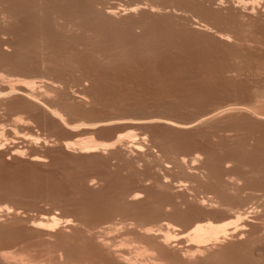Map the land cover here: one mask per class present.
Returning a JSON list of instances; mask_svg holds the SVG:
<instances>
[{
  "label": "rangeland",
  "instance_id": "obj_1",
  "mask_svg": "<svg viewBox=\"0 0 264 264\" xmlns=\"http://www.w3.org/2000/svg\"><path fill=\"white\" fill-rule=\"evenodd\" d=\"M16 1H22V2L21 3L13 2L11 8L13 6L12 9L14 10L15 8H17L18 5L19 6L18 9H15L14 11L16 12L18 10L19 12L18 11L17 12L21 14L20 15L15 14L13 15L14 17L13 16L9 17L8 20L11 18V20L13 19V21L11 22V20H9L10 23L7 21L10 25L8 23L7 25L4 24L3 28H2L3 24L2 25L0 24L1 25L0 27L2 28V29L0 28V30L8 29V31L10 30L13 31L14 29L15 31L16 29H18V31H20L21 28L24 27L20 32L16 30L18 33L17 32L16 34L14 33L15 36L11 35L14 41L23 40L24 42L20 41L21 46H19V49L16 45H13L7 47V49L10 48L11 50L10 49L4 50V48L2 50L1 47V51L3 54L2 56L4 58H7V60L11 56V55L9 56V54L11 53L16 54V57L14 56V54H12L13 58L10 57L11 61L13 60L15 61L13 64L14 66H16V63L19 65V62L17 61L22 62L21 58H23V63H25L26 65H23L22 68L25 67L24 69H22L20 65L19 66L17 65L16 67L19 68V70L18 69L12 70V67L14 69V66L12 65L13 62L9 63L10 65H12L9 66L8 62H6L7 60L5 59L2 62H5L3 64L5 65L7 64V65L5 66L1 64L0 72L4 74L6 73L9 76L11 75L12 77L20 76L24 78L26 76L27 80L35 81L34 85L35 83H37L34 86L36 90L38 89L37 87L40 88L42 85L43 86L40 88V91L35 90L36 94L35 93L33 94V98L31 95H29V97H31L32 99L28 98L27 96L26 99L24 95H23L24 98H20V96L22 95L18 93L19 94L18 96L17 92L14 91L9 92V90L7 91L6 90L7 88L4 87L3 83H1L2 81H0V83L2 84V85L0 84V98L3 96L2 95L3 91L6 90L4 92V95L5 93H8V95L3 96L5 98L0 99V106H1L0 107V139H1L0 140V153H1L0 154V206H1L0 210L2 209L0 211V218L4 217L0 219V221L2 220L0 222V242H1L0 247L2 248L0 249V252L1 250L4 253L5 251H7V256L8 254L12 255V253H14V256L12 255V257L16 256V258H18L19 260L20 258L24 260L25 257H23L24 259L20 257L23 256L20 255V253L22 252L18 253L17 250L19 246H20L19 248L20 250L21 247H23L22 244H24V243L21 244L20 240L23 237L25 238V235H27L25 233L27 232V225H29L28 222L31 219H34L35 216L38 217L43 213L45 214V213L53 212L56 216L59 215L58 217H62L63 219L66 217L74 218V216L76 215L74 222L76 221L77 218L80 219L79 217L81 216V218L82 217L85 218L89 223H93V221H95V224H97L96 222L100 221L101 219H102L101 222L103 221V219L104 222L107 219L109 220L112 219L114 221L116 219H117L116 221H121V220L125 221L126 218L128 221L131 219V216L141 215L142 213H144L145 210H148L149 207L152 206V205L150 206V204L160 200L161 201L164 200L167 201L168 203L171 202L174 204H177L179 202L177 205L180 204L179 208L184 209V211L182 212L183 214L176 212L175 216H184L188 212L190 213L191 209L185 208L184 207L185 204L184 205L182 204L183 202L189 204L194 200V198L199 199L200 197L201 198L212 197L214 200H219V196H220L221 198L226 200L228 199V201L231 202L233 200L232 198H234V195L231 193L230 196L233 197L231 198L229 197L228 193L230 189L229 190L227 189L229 183L227 182L228 183L227 185L225 183L226 182L225 179L227 178L228 181L229 177L227 176L229 175L230 176L233 175L232 177L235 179L238 177V179L240 180L239 182L237 181L238 183H240V185L238 183L236 185V188L238 189L237 191L238 193L234 192L237 197L234 198L233 201H236L238 199L239 201H241L243 199V201L241 202L247 204L249 203L248 201H250V204L252 203L251 202L252 200H250L251 198L252 199L255 198L256 201H258V198L264 192V151H263L264 150V119H261L264 118L263 116L264 114V19H262L264 17V10H263L264 0H253V1L246 0V3L244 2L245 0H242V2L244 3H241V0H238V2L237 0H233L232 2H234V4H237L235 6H233L232 3H230L231 0L230 1L223 0V2L225 1V4L221 3L222 5L221 4L218 5L216 3L211 2V4L214 7L211 4H209L207 9L205 7L200 8L201 5L199 6V4H196V6L198 5L197 6L198 9L196 8V6L193 7V4L195 5L196 2H193L192 4L191 2L192 0L190 2L188 0H167V1L165 0L166 2L164 0L161 1L160 0H101L99 2L98 0H66V1L65 0L62 1L61 0H34V1L27 0L28 2L26 0H16ZM50 1L51 2L53 1L52 3L54 5L51 4ZM90 1L93 3H91ZM24 2L27 4L31 2L33 4L29 3L27 7V4H25ZM67 2L68 4H66ZM167 3L170 6L174 5V7L172 8H177V9L173 10L171 8L172 9L171 10L170 7L165 8L164 6H168ZM2 4H8V3L1 2L0 5ZM100 4H102V6H100ZM111 4L114 7H116L115 10L117 11L115 14H113V16H110V18H112L113 20L108 18L109 16L108 17L106 16L107 14L105 13V11L101 12V10L106 9L105 6L107 5L110 6ZM175 4L176 5L179 4L178 5L179 7L176 6ZM215 4L217 7L215 6ZM70 5L72 8L70 7ZM96 5L97 6L99 5L98 6L99 8L97 7L95 8ZM134 5L136 7L137 6L139 7V5L142 6H140L139 9H137L138 7L135 8L133 12L130 9L128 10L129 7L131 8V6ZM8 6L9 5L7 6L5 5L4 7L3 5L0 8L1 9L2 8L4 9L6 7L10 8ZM49 6L51 7L49 8ZM64 6L66 7V9ZM232 6L235 9H232ZM7 8L5 10H7ZM244 8L250 12L249 16L250 14L252 15L248 18L247 20L248 22L246 23H243V21H241L240 19L241 18L240 14H245L246 12H248V11H244L245 10ZM61 9L62 12L60 13ZM153 9H156L158 12L156 10H154L153 12ZM51 10H53L55 13L56 11H58L61 14L60 16L62 18L65 17L70 18L74 16L77 17L79 14L80 16L84 15L85 18L81 16L82 18L80 19L83 20H80L79 18H78L79 20L77 19L78 21L76 22L78 23L79 21L81 22L79 24L75 23V25L77 24L80 28L75 25H74L75 27L73 26L72 30L71 28H67L69 29V34H68V30L65 29L66 27H61L65 29L64 32L63 29L55 27L52 21L48 20V18L49 19L53 18V15H55L53 14L54 12ZM261 10L263 11L261 12L262 15L260 16L258 12ZM69 11H70L69 14L66 13ZM253 11L255 12V14ZM24 12H26V14ZM232 12L235 14H233ZM39 14L41 15V18ZM28 15L30 17L33 16L31 17V20L29 19L30 17ZM36 15L39 17H36ZM62 15H64V17ZM69 15L71 16L69 17ZM43 17L47 18L48 20L47 23L42 22ZM26 18L29 19L30 21L27 20ZM238 18L240 20H238ZM84 19H87V21ZM97 22L98 24H96ZM41 23L45 24V26L41 25ZM53 26L55 27V29ZM37 27L39 28L37 29ZM9 28L11 29L9 30ZM169 28L172 30V32ZM86 29L88 31L85 32L84 30ZM54 30H56V33ZM74 30L75 32H73ZM213 31L216 32L214 33ZM142 32L145 35L142 34ZM169 32H171V34ZM218 32L229 34V37L225 36L226 41L225 40L223 41L222 39L218 38L217 35ZM80 33L82 34L80 35ZM2 35L5 37L8 36L7 34H2ZM57 36L61 38L59 39ZM77 36H79V38ZM33 37L36 41H34ZM41 37L43 38V41H40L42 40ZM139 37H141L143 40ZM37 38L39 39V42ZM49 38H52V40ZM109 38H111L110 39L111 41L109 40ZM168 38L171 39L168 40ZM227 38H230L232 41ZM235 38L241 39V40L239 39L240 41L237 40L239 43L235 41L236 40ZM27 40H30L31 42ZM245 41L246 43H244ZM49 42L50 43L52 42L54 44L52 43L50 44ZM83 42L86 43L87 45H85ZM175 42L178 43L175 44ZM37 43L39 48L37 47ZM234 43L235 45H233ZM24 44L25 45L28 44V45L25 46ZM39 44H41L42 46ZM43 44L45 45V47H43ZM94 46L97 48H95ZM15 49H18V51ZM111 50L114 52H112ZM236 50L238 52L241 50L242 51L238 53ZM46 52H48L47 53L48 55H46ZM61 52L63 53V56H61L62 54ZM18 54H19V58L17 57ZM20 54H21V58H20ZM57 55H59L60 57H58ZM43 57H45L46 59ZM36 60H38V62ZM45 62L47 63V65ZM27 63L30 65H28ZM7 67L9 68L11 67L10 68L11 70ZM40 67H42L43 69H41ZM6 68L8 70H5ZM26 68H28V70ZM38 69H40L41 71H39ZM36 70L38 73L36 72ZM13 71L15 73H13ZM16 71H18V73ZM232 72H234L235 75L232 74ZM47 76L48 79L46 78ZM45 79L46 81H49L51 84L49 82L46 83ZM42 81L45 83H43ZM190 88L193 89L191 90ZM170 92H172V94ZM13 93H15L14 96L16 97L13 96ZM77 94L79 95V97ZM177 94L179 97L177 96ZM30 100L32 101L30 102ZM216 106L217 107L231 106V109L222 112L223 116L221 114L220 115L218 114L212 117L213 120L212 118L211 119L208 118L209 120L207 119L203 121V123L202 121H199V123L196 122L199 120L198 118H200L205 113L213 110L214 108H216ZM234 106L236 109L237 108L239 109L237 110L232 109L234 108ZM252 106L255 109L253 108L252 110ZM38 107L41 109H39ZM50 107L52 110L50 109ZM53 112L55 114H53ZM258 115H260L259 116L260 118L258 117ZM51 116L54 117L52 118ZM17 117L18 118L20 117L21 119H18ZM104 118L110 120L106 121ZM166 118L171 119L172 123L177 122L176 124L178 123L184 124L186 122L188 124H191L194 121L195 122L192 124L193 126L189 125L190 127H188L189 128L188 130L187 127L181 128L174 126V128H171L173 127L171 125L168 126L167 124L164 123L159 124V122H154V120H159V119L163 120ZM17 119L19 121L20 120L22 121L20 122L18 121L16 123ZM116 119L121 121V123H119V121H117ZM140 120H145V121L142 122ZM97 121L98 122L101 121L102 123L101 122L97 123ZM139 121L140 123H138ZM152 121L155 124L153 123L150 124ZM126 122H131V123L129 126H127V128H125L126 126L122 127L123 126L122 124ZM133 122L134 124L138 123L137 125L139 126L134 125ZM24 123H28V124L27 125L25 124L24 126ZM69 125L71 126V128ZM92 125L95 129L92 127ZM95 125L97 128L95 127ZM69 128L73 133L69 131ZM91 128L94 129V131ZM127 132L128 134L130 132L131 135L133 134L131 138L133 141H135V143L137 142V144L141 145L140 146L141 150L139 149L137 151L136 149H133L134 145H131V142L129 143V140L132 141L131 138L127 137L128 138L127 139L124 136H122L123 139H121V141L117 143V145L115 144L116 147L113 144L112 146H110L111 148L108 146L104 148L98 147L96 151L85 152V153L84 152L81 153L77 151V149H75L76 147H72L75 146L74 145L75 141L77 142L81 140L84 141L91 138L94 141L96 140L97 142L102 141L101 143L110 144L112 143L111 141H113L115 138L117 140V137L119 135L120 136L124 135ZM142 133H146L147 136L145 137L147 138L142 139L141 136L143 137L145 135V134L142 135ZM82 134H84V136ZM88 134L89 136H86ZM128 134H126V136ZM135 134L137 137H139L142 140L146 139L145 141L147 143H142L141 142L142 140L140 141L139 138L138 140ZM211 134L212 135L216 134V135L212 137ZM31 136L34 137V140L33 138L31 139ZM36 137H38L37 141H35ZM134 138H136L137 140L136 139L134 140ZM64 140L65 142L67 140L69 142H73V145L70 147L71 149L69 148V150H72V148L74 150L72 151L68 150L67 152V150L64 148L65 147ZM125 144L126 145L128 144L129 146L128 145L126 146ZM34 146H36L37 148L36 147L34 148ZM14 147L17 148L18 151H20L21 155L19 154L18 156L14 154L13 152ZM124 151H126V154ZM138 152L140 155L138 154ZM254 152L256 153V155ZM34 154L35 156L38 154L39 156L38 158L42 159L40 161L41 163L32 160L33 158L31 157H34ZM126 155H128L129 157ZM197 155L200 156L201 159L199 157L197 158L196 157ZM182 160L183 162L179 163ZM185 163L187 164L185 165ZM206 163H210V164H206ZM224 167L226 168L224 169ZM256 169H258V171H255ZM216 176L219 177L216 178ZM216 179L218 181H216ZM222 179H224V182L222 181ZM166 180H168L169 182ZM177 180L183 181L184 185L180 186L182 188V189L180 188L181 190L179 189L177 191H173L174 189H172V187L170 186H172L174 183L177 184L178 182ZM91 181L93 183H91ZM162 181L165 182L162 184ZM151 184H153L154 186ZM221 184L222 185L225 184L227 187L225 185L222 186ZM157 185L161 186L163 190ZM217 185H218V189L216 188ZM142 188L145 189L148 188L149 191L150 190L151 192L153 191L152 193H154V195L151 194L152 197L150 195L149 197L146 198L145 197L146 193L143 194L141 193L142 195L139 198V200L137 199L134 202L135 204L134 203L130 204V201H128V198H126L128 193L130 194V192L133 191L138 192L144 190ZM220 189L223 190L221 191ZM224 189L227 190L224 191ZM182 190H187V191L182 192ZM220 191L223 194L224 193L226 194L223 195ZM189 192L192 193L190 194ZM158 193H160V195ZM166 193H168L167 196ZM255 195L258 197H256ZM143 196L144 198H142ZM5 205L9 209L8 211L6 210L7 212L3 211L7 209L5 208ZM11 207H13V209ZM258 210L259 212L264 211V207L261 206L258 208ZM131 211L132 213H130ZM1 212H3V214ZM4 212H6L5 214L7 216H5ZM221 212H222L221 210L219 211V209L218 210L215 209L212 210L209 214L213 217H220V214H222ZM16 213L18 214V216H16L17 215ZM22 214L25 216H23ZM217 214L219 215L217 216ZM262 214L264 213L262 212ZM101 222L98 223L101 224ZM106 222L108 223L109 221L107 220ZM29 232L30 233L28 235L31 234V230ZM17 235L22 238L21 239L20 237L18 238ZM23 240L21 241L23 242ZM10 250L11 253H9ZM14 250L15 251L17 250V252H14ZM25 250L24 252L26 254ZM29 253L30 252L28 251L27 255L24 254V256H31L30 258L32 261V259L35 258V256L40 255L41 252L38 251L36 253L35 251L33 254V251H31L33 255ZM32 256L34 257L32 258ZM9 257L11 256L9 255ZM36 261L38 260L34 261L33 259L32 263L35 264Z\"/></svg>",
  "mask_w": 264,
  "mask_h": 264
},
{
  "label": "bare ground",
  "instance_id": "obj_2",
  "mask_svg": "<svg viewBox=\"0 0 264 264\" xmlns=\"http://www.w3.org/2000/svg\"><path fill=\"white\" fill-rule=\"evenodd\" d=\"M1 2H6V3H8V4H2V5H0V7H2L3 5H4V7H5V5L7 6V5H9L8 7H10V8H7V10H5L6 8H0V24L2 25V28H3V26H4V24H6L7 25V23L9 22L10 23V21L9 20H11V18L8 20V18L9 17H11V16H13V15H15V14H18V15H20L21 13H18L17 11V13L14 11L15 9H18V5H17V8H15L14 10L12 9L13 8V6H12V8H11V5H12V3L14 2V3H18V2H22V1H16V0H0ZM27 1V0H26ZM31 1H34V0H31ZM62 1V0H61ZM66 1V0H65ZM99 1H101V0H98V2ZM161 1V0H160ZM159 1V2H160ZM165 1V0H164ZM167 1V0H166ZM165 1V2H166ZM189 2L191 1V0H188ZM226 1V0H225ZM225 1L223 2V0H192L191 2H192V4H193V2H196L195 3V5L193 4V7L194 6H196V4H199V6H200V8H202V7H205L206 9L208 8V6H209V4H211V2H213V3H216V4H218V5H220L221 3H224L225 4ZM230 1V0H229ZM233 0H231V2L230 3H232V5L233 6H235V5H237V4H234V2H232ZM253 1V0H252ZM0 2V3H1ZM28 2V1H27ZM40 2V1H39ZM51 2V1H50ZM53 2V1H52ZM51 2V4H53ZM57 2V1H56ZM77 2V1H76ZM91 2V1H90ZM98 2H97V4H98ZM152 2V1H151ZM158 2V3H159ZM168 2H170V1H168ZM228 2V1H227ZM226 2V3H227ZM237 2H238V0H237ZM240 2V1H239ZM245 3H246V0L244 1ZM244 2H242V0H241V3H244ZM250 2V1H249ZM25 3V2H24ZM29 3H31V2H29ZM28 3V4H29ZM55 3V2H54ZM86 3V2H85ZM91 3H93V2H91ZM102 3V2H101ZM105 3V2H104ZM112 3V2H111ZM248 3V2H247ZM253 3V2H252ZM251 3V4H252ZM25 4H27V3H25ZM28 4H27V7H28ZM31 4H33V3H31ZM60 4V3H59ZM63 4V3H62ZM66 4H68V2L66 3ZM65 4V5H66ZM90 4V3H89ZM107 4V3H106ZM135 4V3H134ZM141 4V3H140ZM150 4V3H149ZM148 4V5H149ZM168 4V3H167ZM173 4V3H172ZM177 4V3H176ZM175 4V5H176ZM183 4V3H182ZM187 4H189V3H187ZM186 4V5H187ZM191 4V3H190ZM191 4V5H192ZM216 4H215V6H216ZM240 4V3H239ZM254 4V3H253ZM262 4V3H261ZM14 5V4H13ZM22 5V4H21ZM20 5V6H21ZM54 5V4H53ZM52 5V6H53ZM77 5H78V3H77ZM82 5V4H81ZM91 5V4H90ZM105 5V4H104ZM130 5H131V3H130ZM129 5V6H130ZM138 5V4H137ZM156 5V4H155ZM163 5V4H162ZM165 5V4H164ZM179 5V4H178ZM178 5H176V6H178ZM212 5V4H211ZM222 5V4H221ZM229 5V4H228ZM257 5V4H256ZM16 6V5H15ZM24 6V5H23ZM26 6V5H25ZM31 6V5H30ZM57 6H60V5H57ZM84 6V5H83ZM87 6H88V4H87ZM99 6V5H98ZM97 5L95 6V8L97 7V8H99ZM100 6H102V4H100ZM108 6V5H107ZM105 6L106 7V9L105 10H101V12L103 11H105V13L107 14L106 16L108 17V18H110V16H113V14H115L117 11L115 10V8L116 7H114L112 4L110 5V6ZM117 6V5H116ZM140 6H142V5H139V7L137 8L135 5L134 6H131V8L129 7L128 8V10L130 9V10H132V12H133V10L135 9V8H137V9H139L140 8ZM151 6V5H150ZM161 6V5H160ZM175 6V7H176ZM198 6V5H197ZM197 6H196V8H197ZM213 6V5H212ZM224 6V5H223ZM233 6H232V9H235V8H233ZM241 6V5H240ZM239 6V7H240ZM51 6H49V8H50ZM54 7V6H53ZM65 7V6H64ZM70 7H71V5H70ZM152 7V6H151ZM155 7V6H154ZM159 7V6H158ZM163 7V6H162ZM165 8L167 7H170V9L172 8V7H174V5L172 6H170L169 4H168V6H164ZM179 7V6H178ZM181 7V6H180ZM188 7H190V6H188ZM214 7V6H213ZM217 7V6H216ZM243 7V6H242ZM21 8V7H20ZM19 8V9H20ZM55 8V7H54ZM61 8H63V7H61ZM72 8V7H71ZM90 8V7H89ZM92 8H93V6H92ZM101 8V7H100ZM125 8V7H124ZM184 8V7H183ZM204 8V9H205ZM231 8V7H230ZM263 8H264V6H263ZM262 8V9H263ZM12 9V10H11ZM22 9V8H21ZM30 9H31V7H30ZM65 9H66V7H65ZM79 9V8H78ZM85 9V8H84ZM158 9V8H157ZM173 10L174 9H177V8H172ZM171 9V10H172ZM187 9V8H186ZM193 9V8H192ZM198 9V8H197ZM203 9V10H204ZM245 9V8H244ZM259 9V8H258ZM27 10V9H26ZM73 10V9H72ZM77 10V9H76ZM119 10H120V8H119ZM118 10V11H119ZM152 10V9H151ZM154 10H156V9H153V12H154ZM160 10V9H159ZM164 10V9H163ZM170 10V11H171ZM184 10V9H183ZM182 10V11H183ZM194 10V9H193ZM192 10V11H193ZM208 10H210V9H208ZM226 10V9H225ZM230 10V9H229ZM264 10V9H263ZM263 10H261V11H259L258 13H259V15L261 16L262 15V11ZM25 11V10H24ZM36 11V10H35ZM34 11V12H35ZM51 11H53V10H51ZM56 11V10H55ZM58 11H59V8H58ZM58 11H56V13L54 12L53 14H55V15H53V18H48V20L50 21H52V23H53V25L55 26V27H58V28H61V27H66L65 29H67V28H71V30H72V28H73V26L75 25V23H78V22H76V21H78L80 18H82L81 16H83V18H85V16L84 15H81L80 16V14L76 17V16H74V17H70L71 15H69V17L70 18H62L60 15V13L62 12V9L60 10V13L58 12ZM74 11H75V9H74ZM85 11V10H84ZM157 11V10H156ZM161 11V10H160ZM166 11V10H165ZM240 11V10H239ZM241 11H243V10H241ZM244 11H248V10H244ZM37 12V11H36ZM78 12H80V11H78ZM121 12V11H120ZM125 12H128V11H125ZM135 12V11H134ZM158 12V11H157ZM168 12V11H167ZM178 12V11H177ZM176 12V13H177ZM211 12V11H210ZM254 12V11H253ZM252 12V13H253ZM25 14H26V12H24ZM24 13H23V15H24ZM41 13V12H40ZM66 13H70V11L69 12H66ZM73 13V12H72ZM74 13H76V12H74ZM180 13V12H179ZM181 13H183V12H181ZM186 13H187V11H186ZM208 13V12H207ZM233 13V12H232ZM249 11L248 12H246L245 14H240V19H241V21H243V23H246V22H248L247 20H248V18L250 17V16H252L251 14H250V16H249ZM83 14V13H82ZM88 14H90V13H88ZM127 14V13H126ZM168 14V13H167ZM218 14V13H217ZM233 14H235V13H233ZM233 14H231V15H233ZM254 14H255V12H254ZM35 15V14H34ZM40 15V14H39ZM74 15V14H73ZM76 15V14H75ZM93 15H94V13H93ZM101 15V14H100ZM104 15V14H103ZM153 15H155V14H153ZM181 15H183V14H181ZM186 15V14H185ZM207 15V14H206ZM29 16V15H28ZM43 16V15H42ZM63 17H64V15H62ZM92 16V15H91ZM90 16V17H91ZM95 16H97V15H95ZM94 16V17H95ZM102 16V15H101ZM166 16V15H165ZM170 16V15H169ZM190 16V15H189ZM14 17V16H13ZM24 17V16H23ZM30 17V16H29ZM31 17H33V16H31ZM31 17L29 18L30 20H31ZM36 17H39V16H37L36 15ZM87 17V16H86ZM90 17H89V19H90ZM93 17V18H94ZM99 17V16H98ZM105 17V16H104ZM157 17V16H156ZM185 17V16H184ZM211 17V16H210ZM225 17V16H224ZM234 17H235V15H234ZM245 17H247V18H245ZM263 17V16H262ZM19 18V17H18ZM17 18V19H18ZM35 18V17H34ZM40 18H41V15H40ZM79 18V19H78ZM93 18H91V19H93ZM97 18V17H96ZM103 18V17H102ZM155 18V17H154ZM252 18V17H251ZM15 19H16V17H15ZM14 19V20H15ZM21 19V18H20ZM19 19V20H20ZM27 19V18H26ZM29 19H27V20H29ZM33 19V18H32ZM78 19V20H77ZM99 19H101V18H99ZM104 19V18H103ZM111 20H113L112 18H110ZM115 19V18H114ZM234 19V18H233ZM232 19V20H233ZM239 18H238V20H240ZM262 19H264V17L262 18ZM29 20V21H30ZM48 20H47V18L45 17H43V21L42 22H44V23H47L48 22ZM80 20H83V19H80ZM84 20H86L87 21V19H84ZM154 20H156V19H154ZM159 20V19H158ZM255 20V19H254ZM8 21V22H7ZM13 21V19L11 20V22ZM91 21V20H90ZM201 21V20H200ZM216 21V20H215ZM221 21V20H220ZM237 21V20H236ZM259 21V20H258ZM24 22V21H23ZM26 22V21H25ZM36 22V21H35ZM40 22V21H39ZM81 21H79V23H80ZM102 22H103V20H102ZM152 22V21H151ZM231 22V21H230ZM240 22V21H239ZM8 23V24H9ZM15 23H16V21H15ZM19 23V22H18ZM34 23V22H33ZM78 23V24H79ZM91 23V22H90ZM101 23V22H100ZM105 23H107V22H105ZM168 23V22H167ZM186 23V22H185ZM195 23H196V21H195ZM194 23V24H195ZM199 23V22H198ZM197 23V24H198ZM225 23V22H224ZM25 24V23H24ZM31 24V23H30ZM36 24V23H35ZM86 24V23H85ZM89 24V23H88ZM96 24H98V22L96 23ZM164 24V23H163ZM204 24V23H203ZM238 24V23H237ZM242 24V23H241ZM259 24H260V22H259ZM0 25V26H1ZM10 25V24H9ZM11 25H13V24H11ZM41 25H44L45 26V24H42L41 23ZM51 25V24H50ZM50 25H48V26H50ZM82 25H83V22H82ZM100 25V24H99ZM106 25V24H105ZM139 25V24H138ZM196 25V24H195ZM200 25H202V24H200ZM250 25V24H249ZM256 25H258V24H256ZM53 26V27H54ZM75 26H78L77 24L75 25ZM74 26V27H75ZM86 26V25H85ZM96 26V25H95ZM153 26V25H152ZM174 26V25H173ZM206 26V25H205ZM248 26V25H247ZM15 27V26H14ZM31 27V26H30ZM43 27V26H42ZM55 27H54V29H55ZM79 27V26H78ZM84 27V26H83ZM91 27V26H90ZM90 27H89V29H90ZM94 27V26H93ZM108 27V26H107ZM196 27V26H195ZM201 27V26H200ZM207 27V26H206ZM231 27V26H230ZM1 28V27H0ZM1 28V29H2ZM6 28V27H5ZM12 28V27H11ZM11 28H9V30L11 29ZM24 28V27H23ZM23 28H21V30L23 29ZM35 28H36V26H35ZM39 27H37V29H38ZM48 28V27H47ZM51 28V27H50ZM80 28V27H79ZM78 28V29H79ZM86 28V27H85ZM193 28V27H192ZM61 29H63V31L65 32V29L64 28H61ZM170 29V28H169ZM199 29V28H198ZM203 29H206V28H203ZM210 29V28H209ZM228 29H230V28H228ZM227 29V30H228ZM248 29V28H247ZM17 31H18V29H16ZM14 31V29H13V31H8V29L7 30H0V67H1V64L2 65H5V64H3V63H5V62H2L3 60H7V58H4L2 55V51H1V47H2V50H3V48H4V50L5 49H7V47H10V46H13V45H16L17 47H18V49H19V46H21V42H24L23 40L20 42V41H18V40H15L14 41V39L11 37V35H14L15 36V34H16V32L17 31ZM20 30V29H19ZM20 30V31H21ZM34 30V29H33ZM58 30V29H57ZM60 30V29H59ZM68 30V34H69V29H67ZM67 30H66V32H67ZM171 30V29H170ZM200 30V29H199ZM216 30H218V29H216ZM250 30V29H249ZM20 31H18V32H20ZM24 31V30H23ZM31 31H32V29H31ZM38 31V30H37ZM40 31V30H39ZM55 31V33H56V30H54ZM85 32L86 31H88L87 29L86 30H84ZM175 31H177V30H175ZM174 31V32H175ZM210 31V30H209ZM222 31V30H221ZM234 31V30H233ZM17 32V33H18ZM26 32V31H25ZM44 32V31H43ZM50 32V31H49ZM73 32H75V30L73 31ZM83 32V31H82ZM113 32V31H112ZM117 32H118V30H117ZM171 32H172V30H171ZM171 32H169L170 34H171ZM203 32V31H202ZM214 33L216 32V31H213ZM225 32H227V31H225ZM15 33V34H14ZM29 33H30V31H29ZM28 33V34H29ZM32 33V32H31ZM55 33H54V35H55ZM61 33H63V32H61ZM60 33V34H61ZM76 33H77V31H76ZM84 33V32H83ZM214 33H213V35H214ZM219 33V32H218ZM217 33V35H218V38H220V39H222L223 41L225 40V36H227V37H229V34H225V33H219L218 34ZM245 33H247V32H245ZM2 34H7L8 36H3ZM26 34V33H25ZM27 34V35H28ZM36 34V33H35ZM34 34V35H35ZM71 34V33H70ZM82 33H80V35H81ZM86 34V33H85ZM142 34H144L143 32H142ZM141 34V35H142ZM149 34V33H148ZM207 34V33H206ZM230 34H232V33H230ZM244 34V33H243ZM39 35V34H38ZM42 35V34H41ZM50 35H51V33H50ZM50 35H48V36H50ZM65 35V34H64ZM74 35V34H73ZM77 35H79V34H77ZM127 35V34H126ZM134 35V34H133ZM139 35V34H138ZM145 35V34H144ZM162 35V34H161ZM36 36V35H35ZM34 36V37H35ZM47 36V37H48ZM68 36H70V35H68ZM95 36V35H94ZM118 36H120V35H118ZM124 36V35H123ZM131 36H132V33H131ZM136 36V35H135ZM148 36V35H147ZM172 36V35H171ZM216 36V35H215ZM242 36V35H241ZM32 37V36H31ZM34 37H33V39H34ZM38 37V36H37ZM52 37V36H51ZM58 37V36H57ZM64 37V36H63ZM73 37V36H72ZM78 38H79V36H77ZM112 37V36H111ZM217 37V36H216ZM15 38V37H14ZM21 38V37H20ZM19 38V39H20ZM27 38V37H26ZM30 38V37H29ZM40 38V37H39ZM42 38V37H41ZM59 38V37H58ZM57 38V39H58ZM61 38V37H60ZM59 38V39H60ZM94 38V37H93ZM92 38V39H93ZM98 38V37H97ZM123 38V37H122ZM139 38H141V37H139ZM238 38V37H237ZM237 38H235L236 40L235 41H237V40H239V39H237ZM244 38V37H243ZM242 38V39H243ZM16 39H18V38H16ZM24 39V38H23ZM38 39V38H37ZM45 39V38H44ZM49 39H51L52 40V38H49ZM56 39V40H57ZM68 39V38H67ZM73 39V38H72ZM77 39V38H76ZM81 39V38H80ZM84 39V38H83ZM90 39V38H89ZM111 38H109V40H110ZM129 39V38H128ZM142 39V38H141ZM171 39V38H170ZM169 38H168V40H170ZM227 39H230V38H227ZM246 39H247V37H246ZM55 40V39H54ZM79 40V39H78ZM78 40H77V42H78ZM104 40V39H103ZM127 40V39H126ZM138 40V39H137ZM143 40V39H142ZM141 40V41H142ZM221 40V41H222ZM231 40V39H230ZM241 40V39H240ZM239 40V41H240ZM254 40V39H253ZM256 40V39H255ZM27 41H30V40H27ZM26 41V42H27ZM34 41H36L35 39H34ZM40 41H43V38H42V40H40ZM72 41H74V40H72ZM82 41V40H81ZM88 41V40H87ZM94 41V40H93ZM99 41V40H98ZM111 41V40H110ZM119 41V40H118ZM123 41V40H122ZM134 41V40H133ZM159 41V40H158ZM202 41V40H201ZM226 41V40H225ZM232 41V40H231ZM244 41V40H243ZM242 41V42H243ZM25 42V43H26ZM31 42V41H30ZM29 42V43H30ZM38 42H39V39H38ZM47 42V41H46ZM55 42V41H54ZM58 42V41H57ZM67 42V41H66ZM103 42V41H102ZM146 42V41H145ZM174 42V41H173ZM228 42V41H227ZM238 42V41H237ZM41 43V42H40ZM45 43V42H44ZM50 43V42H49ZM48 43V44H49ZM52 43V42H51ZM50 43V44H51ZM71 43V42H70ZM84 43V42H83ZM98 43V42H97ZM114 43V42H113ZM125 43V42H124ZM176 43H178V42H175V44ZM181 43V42H180ZM217 43V42H216ZM236 43V42H235ZM235 43L233 44V45H235ZM239 43V42H238ZM244 43H246V41L244 42ZM243 43V44H244ZM35 44V43H34ZM52 44H54V43H52ZM59 44V43H58ZM81 44V43H80ZM85 45H87L86 43H84ZM89 44H90V42H89ZM129 44H131V43H129ZM137 44V43H136ZM168 44V43H167ZM184 44V43H183ZM202 44V43H201ZM228 44V43H227ZM25 45V44H24ZM26 45H28V44H26ZM25 45V46H26ZM30 45V44H29ZM32 45H33V43H32ZM36 45V44H35ZM39 45H41V44H39ZM75 45V44H74ZM94 45V44H93ZM114 45V44H113ZM112 45V46H113ZM144 45V44H143ZM155 45V44H154ZM185 45V44H184ZM222 45V44H221ZM225 45H226V43H225ZM249 45V44H248ZM255 45V44H254ZM4 46V47H3ZM42 46V45H41ZM51 46V45H50ZM55 46V45H54ZM59 46V45H58ZM69 46V45H68ZM70 46H72V45H70ZM92 46V45H91ZM117 46V45H116ZM141 46V45H140ZM157 46V45H156ZM180 46V45H179ZM239 46V45H238ZM262 46V45H261ZM37 47H38V43H37ZM43 47H45V45L43 44ZM53 47V46H52ZM75 47H77V46H75ZM90 47V46H89ZM93 47V46H92ZM95 47V46H94ZM133 47V46H132ZM197 47V46H196ZM223 47V46H222ZM242 47V46H241ZM16 48V47H15ZM22 48V47H21ZM32 48H35V47H32ZM39 48V47H38ZM54 48V47H53ZM72 48V47H71ZM86 48V47H85ZM95 48H97V47H95ZM108 48V47H107ZM175 48V47H174ZM177 48V47H176ZM221 48V47H220ZM239 48V47H238ZM237 48V49H238ZM252 48V47H251ZM8 49H10V48H8ZM7 49V50H8ZM18 49H15V50H17L18 51ZM28 49H30V48H28ZM41 49V48H40ZM119 49V48H118ZM200 49V48H199ZM209 49V48H208ZM222 49V48H221ZM244 49H245V47H244ZM253 49V48H252ZM251 49V50H252ZM11 50V49H10ZM14 50V51H15ZM34 50V49H33ZM32 50V51H33ZM48 50V49H47ZM52 50V49H51ZM68 50V49H67ZM112 50H114V49H112ZM111 50V51H112ZM161 50V49H160ZM234 50V49H233ZM75 51V50H74ZM111 51H109V52H111ZM118 51V50H117ZM141 51V50H140ZM143 51V50H142ZM145 51V50H144ZM163 51V50H162ZM237 51V50H236ZM242 51V50H241ZM241 51H239V52H241ZM16 52V51H15ZM45 52V51H44ZM43 52V53H44ZM50 52V51H49ZM55 52H57V51H55ZM112 52H114V51H112ZM194 52V51H193ZM238 52V51H237ZM238 52V53H239ZM18 53V52H17ZM27 53V52H26ZM30 53V52H29ZM42 53V54H43ZM48 52H46V55H48L47 54ZM52 53H54V52H52ZM62 53V52H61ZM78 53V52H77ZM80 53H82V52H80ZM89 53V52H88ZM122 53V52H121ZM145 53V52H144ZM149 53V52H148ZM169 53V52H168ZM201 53V52H200ZM218 53V52H217ZM216 53V54H217ZM235 53V52H234ZM237 53V54H238ZM12 54H14V53H11V54H9V56L10 57H12L13 58V55ZM96 54H97V51H96ZM135 54V53H134ZM141 54V53H140ZM196 54V53H195ZM215 54V53H214ZM213 54V55H214ZM220 54H222V53H220ZM5 55V54H4ZM44 55V54H43ZM55 55V54H54ZM87 55V54H86ZM89 55H91V54H89ZM101 55V54H100ZM137 55V54H136ZM143 55V54H142ZM242 55V54H241ZM6 56V55H5ZM9 56H7V57H9ZM14 56L16 57V54H14ZM51 56V55H50ZM58 57H60L59 55H57ZM61 56H63V53L61 54ZM96 56V55H95ZM144 56V55H143ZM224 56V55H223ZM262 56V55H261ZM10 57H9V59H10ZM18 58H19V54H18V56H17ZM42 57V56H41ZM98 57V56H97ZM213 57V56H212ZM4 58V59H3ZM20 58H21V54H20ZM27 58V57H26ZM28 58H29V56H28ZM43 58H45V57H43ZM54 58V57H53ZM69 58V57H68ZM99 58V57H98ZM105 58V57H104ZM124 58V57H123ZM156 58V57H155ZM198 58V57H197ZM248 58V57H247ZM254 58V57H253ZM9 59L6 61V62H8V64L9 63H12V65L14 64V60L13 61H11V59H10V61H9ZM22 59V62H20V61H17V62H19V65H20V67L22 68L23 67V65H26L25 63H23V58H21ZM46 59V58H45ZM87 59V58H86ZM125 59V58H124ZM154 59V58H153ZM208 59V58H207ZM223 59H224V57H223ZM20 60V59H19ZM39 60V59H38ZM38 60H36L37 62H38ZM41 60H42V58H41ZM44 60V59H43ZM70 60V59H69ZM88 60V59H87ZM151 60H152V58H151ZM231 60V59H230ZM245 60V59H244ZM248 60V59H247ZM34 61V60H33ZM56 61V60H55ZM54 61V62H55ZM186 61V60H185ZM238 61V60H237ZM249 61V60H248ZM30 62H31V60H30ZM35 62V61H34ZM65 62V61H64ZM114 62V61H113ZM161 62V61H160ZM213 62V61H212ZM247 62V61H246ZM29 63V62H28ZM27 63V64H28ZM42 63V62H41ZM44 63V62H43ZM46 63V62H45ZM51 63H52V61H51ZM123 63H125V62H123ZM133 63V62H132ZM240 63V62H239ZM62 64V63H61ZM69 64V63H68ZM92 64V63H91ZM95 64V63H94ZM97 64V63H96ZM129 64V63H128ZM168 64V63H167ZM237 64V63H236ZM7 65V64H6ZM5 65V66H6ZM12 65H10L9 64V66H12ZM18 64L16 63V66H17ZM18 65V66H19ZM28 65H30V64H28ZM46 65H47V63H46ZM48 65H49V62H48ZM57 65V64H56ZM60 65V64H59ZM101 65V64H100ZM214 65V64H213ZM14 66V65H13ZM16 66H14V69H13V67H12V70H19V68H17ZM97 66V65H96ZM109 66V65H108ZM166 66V65H165ZM16 67V68H15ZM33 67V66H32ZM37 67V66H36ZM54 67V66H53ZM53 67H52V69H53ZM243 67V66H242ZM3 68H5V67H3ZM7 68H9V67H7ZM5 69V70H8V69ZM11 68V67H10ZM9 68V69H10ZM25 68V67H24ZM24 68H22V69H24ZM41 69H43L42 67H40ZM47 68V67H46ZM60 68V67H59ZM93 68V67H92ZM226 68V67H225ZM250 68V67H249ZM27 70H28V68H26ZM32 69V68H31ZM35 69H37V68H35ZM45 69V68H44ZM56 69V68H55ZM54 69V70H55ZM69 69V68H68ZM102 69V68H101ZM115 69V68H114ZM159 69V68H158ZM173 69V68H172ZM188 69V68H187ZM212 69H213V67H212ZM255 69V68H254ZM11 70V69H10ZM26 70V71H27ZM39 71H41L40 69H38ZM97 70V69H96ZM104 70V69H103ZM189 70V69H188ZM210 70V69H209ZM2 71V70H1ZM21 71V70H20ZM63 71V70H62ZM152 71V70H151ZM174 71V70H173ZM216 71H217V69H216ZM236 71V70H235ZM251 71V70H250ZM261 71V70H260ZM5 72V71H4ZM7 72V71H6ZM9 72V71H8ZM17 73H18V71H16ZM36 72H37V70H36ZM42 72H43V70H42ZM48 72V71H47ZM67 72V71H66ZM98 72V71H97ZM168 72V71H167ZM171 72V71H170ZM241 72V71H240ZM262 72V71H261ZM11 73V72H10ZM13 73H15L14 71H13ZM13 73H12V75H13ZM38 73V72H37ZM44 73H46V72H44ZM56 73H57V71H56ZM68 73H69V71H68ZM172 73V72H171ZM216 73V72H215ZM220 73V72H219ZM6 74V73H5ZM4 73H1L0 72V81H2L1 83H3V86L4 87H6L7 89V91L9 90V92H12V91H14V92H17V94L19 93L20 95H22V96H20V98H24L23 97V95L25 96V98H26V96L28 97V98H31V97H29V95H31L32 96V98H33V94L35 93V85L37 84V83H35V85H34V80H27V77L25 76L26 75V73H25V77L23 78V77H20V76H18V77H12L11 75L9 76L8 74H6L5 75ZM33 74H34V72H33ZM40 74H41V72H40ZM43 74V73H42ZM50 74V73H49ZM59 74V73H58ZM232 74H234V72H232ZM243 74V73H242ZM19 75V74H18ZM60 75V74H59ZM63 75V74H62ZM87 75V74H86ZM166 75V74H165ZM190 75V74H189ZM193 75V74H192ZM214 75V74H213ZM217 75V74H216ZM235 75V74H234ZM250 75H251V73H250ZM261 75V74H260ZM30 76V75H29ZM36 76V75H35ZM54 76H56V75H54ZM58 76V75H57ZM218 76V75H217ZM237 76V75H236ZM255 76V75H254ZM61 77V76H60ZM232 77V76H231ZM257 77V76H256ZM47 79H48V76L46 77ZM57 78V77H56ZM85 78V77H84ZM251 78V77H250ZM34 79V78H33ZM38 79V78H37ZM44 79V78H43ZM81 79V78H80ZM153 79V78H152ZM175 79V78H174ZM56 80V79H55ZM104 80V79H103ZM213 80V79H212ZM41 81V80H40ZM45 81H46V79H45ZM54 81V80H53ZM183 81V80H182ZM207 81V80H206ZM210 81V80H209ZM36 82H37V80H36ZM43 82V81H42ZM49 81H46V83H48ZM56 82V81H55ZM186 82V81H185ZM198 82V81H197ZM234 82V81H233ZM249 82V81H248ZM0 83V84H1ZM43 83H45V82H43ZM50 83V82H49ZM59 83V82H58ZM219 83V82H218ZM244 83V82H243ZM51 84V83H50ZM200 84V83H199ZM2 85V84H1ZM45 85V84H44ZM52 85H55V84H52ZM58 85V84H57ZM245 85V84H244ZM252 85V84H251ZM2 86V87H3ZM43 86V85H42ZM41 86V87H42ZM156 86V85H155ZM175 86V85H174ZM213 86V85H212ZM1 87V88H2ZM40 87V88H41ZM47 87V86H46ZM159 87V86H158ZM178 87H180V86H178ZM177 87V88H178ZM183 87V86H182ZM181 87V88H182ZM208 87V86H207ZM210 87V86H209ZM215 87V86H214ZM231 87V86H230ZM259 87V86H258ZM38 89L37 90H39L40 91V88L39 87H37ZM53 88V87H52ZM164 88V87H163ZM202 88V87H201ZM245 88V87H244ZM46 89V88H45ZM191 89V88H190ZM193 89V88H192ZM191 89V90H192ZM235 89V88H234ZM4 90V89H3ZM5 90V91H6ZM36 90V91H37ZM51 90V89H50ZM246 90V89H245ZM257 90V89H256ZM5 91H3V96H5V95H8V93H5V95H4V92ZM201 91V90H200ZM237 91V90H236ZM72 92V91H71ZM215 92V91H214ZM171 94H172V92H170ZM204 93V92H203ZM14 94L15 93H13V96H14ZM19 94H18V96H19ZM36 94V93H35ZM42 94H43V92H42ZM73 94V93H72ZM72 94H71V96H72ZM80 94V93H79ZM200 94V93H199ZM202 94V93H201ZM234 94H236V93H234ZM1 95V96H2ZM10 95V94H9ZM12 95V94H11ZM78 95V94H77ZM143 95V94H142ZM170 95V94H169ZM180 95V94H179ZM226 95V94H225ZM258 95V94H257ZM256 95V96H257ZM1 97V98H5V97ZM37 96V95H36ZM139 96H141V95H139ZM153 96V95H152ZM173 96V95H172ZM177 96H178V94H177ZM181 96V95H180ZM184 96H185V94H184ZM183 96V97H184ZM189 96V95H188ZM14 97H16V96H14ZM48 97V96H47ZM78 97H79V95H78ZM136 97V96H135ZM179 97V96H178ZM0 98V99H1ZM31 98V99H32ZM38 98V97H37ZM83 98V97H82ZM172 98V97H171ZM185 98V97H184ZM211 98H213V97H211ZM241 98V97H240ZM259 98V97H258ZM261 98V97H260ZM10 99V98H9ZM19 99V98H18ZM27 99V98H26ZM48 99V98H47ZM164 99V98H163ZM194 99V98H193ZM15 100V99H14ZM20 100V99H19ZM45 100V99H44ZM83 100V99H82ZM168 100V99H167ZM183 100V99H182ZM219 100V99H218ZM32 100H30V102H31ZM86 101V100H85ZM173 101V100H172ZM257 101V100H256ZM11 102V101H10ZM17 102V101H16ZM20 102V101H19ZM38 102H39V100H38ZM163 102V101H162ZM178 102V101H177ZM8 103V102H7ZM48 103H50V102H48ZM84 103V102H83ZM174 103V102H173ZM10 104V103H9ZM42 104V103H41ZM163 104V103H162ZM167 104V103H166ZM205 104V103H204ZM223 104V103H222ZM240 104V103H239ZM247 104V103H246ZM252 104H254V103H252ZM20 105V104H19ZM193 105V104H192ZM233 105V104H232ZM8 106V105H7ZM168 106V105H167ZM250 106V105H249ZM1 107V106H0ZM9 107V106H8ZM19 107V106H18ZM36 107V106H35ZM43 107H45V106H43ZM139 107V106H138ZM199 107V106H198ZM233 107V106H232ZM237 107V106H236ZM239 107V106H238ZM12 108V107H11ZM39 108V107H38ZM47 108V107H46ZM129 108V107H128ZM214 108V107H213ZM212 108V109H213ZM241 108V107H240ZM253 106H252V110H253ZM16 109H18V108H16ZM26 109V108H25ZM32 109H33V107H32ZM31 109V110H32ZM39 109H41V108H39ZM50 109H51V107H50ZM49 109V110H50ZM135 109V108H134ZM229 109H231V106L229 107V106H222V107H217L216 106V108H214L213 110H211V111H209V112H207V113H205L204 115H202L200 118H198V119H196V120H198V121H196L197 123H199V121H202V123H203V121H205V120H207L208 118H212V117H214V116H216V115H222V112H225V111H227V110H229ZM232 109H236L235 108V106H234V108H232ZM237 109H239V108H237ZM236 109V110H237ZM246 109V108H245ZM255 109V108H254ZM12 110V109H11ZM48 110V111H49ZM52 110V109H51ZM160 110V109H159ZM242 110V109H241ZM47 111V110H46ZM45 111V112H46ZM119 111V110H118ZM129 111V110H128ZM131 111V110H130ZM146 111V110H145ZM235 111V110H234ZM247 111V110H246ZM256 111V110H255ZM51 112V111H50ZM122 112V111H121ZM147 112V111H146ZM188 112V111H187ZM162 113V112H161ZM203 113V112H202ZM251 113V112H250ZM43 114V113H42ZM49 114V113H48ZM53 114H55L54 112H53ZM111 114V113H110ZM118 114V113H117ZM124 114V113H123ZM187 114V113H186ZM51 115H52V113H51ZM114 115V114H113ZM175 115V114H174ZM253 115V114H252ZM38 116V115H37ZM74 116H75V114H74ZM73 116V117H74ZM122 116V115H121ZM190 116V115H189ZM223 116V115H222ZM257 116V115H256ZM260 115H258V117H259ZM263 116H264V114H263ZM262 116V117H263ZM52 117V116H51ZM54 117V116H53ZM52 117V118H53ZM154 117V116H153ZM18 118V117H17ZM48 118V117H47ZM58 118V117H57ZM77 118V117H76ZM98 118V117H97ZM107 118V117H106ZM146 118V117H145ZM260 118V117H259ZM18 119H21L20 117L18 118ZM16 120V123L19 121V120ZM45 119V118H44ZM60 119V118H59ZM75 119V118H74ZM95 119V118H94ZM105 119V118H104ZM115 119V118H114ZM130 119V118H129ZM136 119H138V118H136ZM140 119V118H139ZM261 119H264V118H261ZM71 120V119H70ZM106 121L107 120H110V119H105ZM117 120V119H116ZM128 120V119H127ZM132 120V119H131ZM134 120V119H133ZM209 120V119H208ZM212 120H213V118H212ZM20 121H22V120H20ZM19 121V122H20ZM81 121V120H80ZM105 121V122H106ZM117 121H119V120H117ZM126 121V120H125ZM135 121V120H134ZM140 121H145V120H140ZM140 121L138 122V123H140ZM148 121V120H147ZM149 121H151V120H149ZM68 122V121H67ZM76 122V121H75ZM87 122H89V121H87ZM93 122V121H92ZM94 122H96V121H94ZM101 122V121H100ZM100 122H98L97 121V123H100ZM112 122V121H111ZM136 122H137V120H136ZM154 122H159V124L160 123H164V124H167L168 126L169 125H171V126H173V127H171V128H174V126H176V127H181V128H186L187 127V130L189 129L188 127H190L189 125H192L193 123H191V124H188L187 122L186 123H182V124H176L175 122V124L174 123H172V121H171V119H163V120H161V119H159V120H154ZM192 122V121H191ZM58 123V122H57ZM84 123V122H83ZM91 123V122H90ZM102 123V122H101ZM119 123H121V121H119ZM130 123L131 122H126V123H124V124H122L123 126L122 127H125V128H127V126H129L130 125ZM137 123V124H138ZM150 123V122H149ZM153 123V121L150 123V124H152ZM25 124L27 125L28 123H24V126H25ZM68 124V123H67ZM87 124V123H86ZM133 124H134V122H133ZM133 124H131V125H133ZM136 123L134 124V125H137ZM142 124V123H141ZM144 124V123H143ZM146 124V123H145ZM153 124H155V123H153ZM196 124V123H195ZM81 125V124H80ZM112 125V124H111ZM157 125V124H156ZM212 125V124H211ZM17 126H18V124H17ZM29 126V125H28ZM70 126V125H69ZM68 126V127H69ZM79 126V125H78ZM98 126V125H97ZM101 126H102V124H101ZM116 126V125H115ZM137 126H139V125H137ZM147 126V125H146ZM150 126V125H149ZM148 126V127H149ZM159 126V125H158ZM193 126V125H192ZM213 126V125H212ZM217 126V125H216ZM21 127V126H20ZM27 127V126H26ZM30 127V126H29ZM73 127V126H72ZM85 127H87V126H85ZM90 127V126H89ZM89 127H88V129H89ZM92 127H93V125H92ZM95 127H96V125H95ZM114 127V126H113ZM131 127V126H130ZM135 127V126H134ZM263 127V126H262ZM22 128H23V126H22ZM70 128H71V126H70ZM69 128V131H71V129ZM74 128H75V126H74ZM73 128V129H74ZM79 128V127H78ZM94 128V127H93ZM97 128V127H96ZM98 128H100V127H98ZM118 128V127H117ZM132 128V127H131ZM26 129V128H25ZM65 129V128H64ZM76 129H77V127H76ZM92 129V128H91ZM95 129V128H94ZM94 129H92L93 131H94ZM120 129V128H119ZM180 129V128H179ZM68 130V129H67ZM79 130V129H78ZM85 130H87V129H85ZM117 130V129H116ZM183 130H185V129H183ZM210 130V129H209ZM215 130V129H214ZM89 131H90V129H89ZM114 131V130H113ZM171 131V130H170ZM85 132V131H84ZM71 133H73L72 131H71ZM86 133V132H85ZM87 133H88V131H87ZM131 133V132H130ZM128 134V132L126 133V134H128L127 136H126V134H124V135H119L118 137H117V140H116V138L113 140V141H111L112 143H101V142H97L96 140V142L91 138V139H87V140H81V141H75L74 142V145L75 146H72L73 145V142H69L68 140V142L66 143L65 142V140H64V145H65V149L67 150V152H68V150H69V148L72 146V147H76L75 149H77V151H79V152H92V151H96L97 149H98V147H102V148H104V147H106V146H108V147H110V146H112L113 144H114V146H115V144L117 145V143H119L120 141H121V139H123L122 138V136H124V137H128V138H131L132 137V135L131 134ZM133 133V132H132ZM93 134V133H92ZM143 134H145L143 137L141 136V138L143 139V138H147V137H145V136H147L146 135V133H142V135ZM83 136H84V134H82ZM118 135V134H117ZM212 135V134H211ZM216 135V134H215ZM215 135H212V137L213 136H215ZM76 136V135H75ZM86 136H89V134L88 135H86ZM135 136H136V134H135ZM135 136H133V137H135ZM139 136V135H138ZM93 137V136H92ZM114 137V136H113ZM159 137V136H158ZM29 138H30V135H29ZM33 138V140H34V137L33 136H31V139ZM37 138L38 137H36V139H35V141H37ZM94 138V137H93ZM108 138V137H107ZM125 138V139H126ZM127 138V139H128ZM136 138L138 139L139 137H137L136 136ZM136 138H134V140L136 139ZM157 138V137H156ZM216 138V137H215ZM85 139H86V137H85ZM126 139V140H127ZM136 139V140H137ZM140 139V138H139ZM138 139V140H139ZM142 139H140V141L142 140ZM166 139V138H165ZM202 139V138H201ZM1 140V139H0ZM29 140V139H28ZM108 140V139H107ZM118 141V142H116V141ZM131 140H132V138H131ZM146 139H144V140H142L141 142L142 143H147L146 141H145ZM155 140V139H154ZM157 140H159V139H157ZM209 140V139H208ZM263 140V139H262ZM46 141V140H45ZM144 141V142H143ZM184 141V140H183ZM31 142V141H30ZM29 142V143H30ZM62 142V141H61ZM103 142H106V141H103ZM114 142V143H113ZM116 142V143H115ZM131 142V145H134L133 146V149H136L137 151L140 149V146L141 145H139V144H137V142L135 143V141H130L129 140V143ZM141 142H138V143H141ZM156 142H158V141H156ZM63 143V142H62ZM163 143V142H162ZM175 143V142H174ZM61 144V143H60ZM76 144H77V146H76ZM121 144V143H120ZM150 144V143H149ZM165 144V143H164ZM126 145V144H125ZM128 145V144H127ZM126 145V146H127ZM130 145V146H131ZM138 145V146H137ZM151 145V144H150ZM13 146V145H12ZM61 146V145H60ZM129 146V145H128ZM145 146H146V144H145ZM226 146V145H225ZM17 147V146H16ZM36 146H34V148H35ZM57 147H59V146H57ZM62 147V146H61ZM116 147V146H115ZM114 147V148H115ZM119 147V146H118ZM125 147V146H124ZM143 147V146H142ZM148 147V146H147ZM151 147V146H150ZM168 147V146H167ZM37 148V147H36ZM49 148V147H48ZM63 148V149H64ZM111 148V147H110ZM114 148H113V150H114ZM50 149V148H49ZM58 149V148H57ZM71 149V148H70ZM117 149V148H116ZM129 149V148H128ZM166 149V148H165ZM2 150V149H1ZM51 150V149H50ZM60 150V149H59ZM72 150H74L73 148H72ZM72 150H69V151H72ZM141 150V149H140ZM123 151V150H122ZM264 151V150H263ZM262 151V152H263ZM13 152H14V154H16V155H18L19 156V154H20V151H18V149L17 148H15L14 147V149H13ZM107 152V151H106ZM125 152V154H126V151H124ZM193 152V151H192ZM208 152V151H207ZM252 152V151H251ZM61 153V152H60ZM63 153V152H62ZM71 153V152H70ZM130 153V152H129ZM132 153V152H131ZM137 153V152H136ZM157 153V152H156ZM156 153H155V155H156ZM177 153V152H176ZM255 153V152H254ZM258 153H259V151H258ZM1 154V153H0ZM4 154V153H3ZM23 154V153H22ZM55 154V153H54ZM123 154V153H122ZM138 154H139V152H138ZM262 154V153H261ZM21 155V154H20ZM137 155V154H136ZM140 155V154H139ZM210 155V154H209ZM255 155H256V153H255ZM255 155H253V156H255ZM31 156V155H30ZM32 156H33V154H32ZM98 156V155H97ZM101 156V155H100ZM126 156H128V155H126ZM158 156V155H157ZM163 156V155H162ZM189 156V155H188ZM248 156V155H247ZM260 156H262V155H260ZM39 156H38V154L35 156V154H34V157H31V158H33L32 160L33 161H37V162H40L42 159L41 158H38ZM40 157H42V156H40ZM49 157H50V155H49ZM113 157V156H112ZM129 157V156H128ZM191 157V156H190ZM197 158L199 157L200 158V156H196ZM218 157V156H217ZM250 157V156H249ZM20 158V157H19ZM110 158V157H109ZM184 158V157H183ZM203 158V157H202ZM142 159V158H141ZM189 159V158H188ZM201 159V158H200ZM210 159V158H209ZM257 159V158H256ZM111 160V159H110ZM212 160V159H211ZM32 161V162H33ZM128 161V160H127ZM224 161V160H223ZM160 162V161H159ZM183 162V160L181 161V162H179V163H182ZM194 162V161H193ZM201 162H202V160H201ZM41 163V162H40ZM150 163V162H149ZM225 163V162H224ZM252 163V162H251ZM256 163V162H255ZM34 164V163H33ZM43 164V163H42ZM133 164V163H132ZM158 164V163H157ZM184 164V163H183ZM187 163H185V165H186ZM202 164V163H201ZM206 164H210V163H206ZM260 164V163H259ZM179 165V164H178ZM191 165V164H190ZM227 165V164H226ZM251 165V164H250ZM262 165V164H261ZM260 165V166H261ZM167 166V165H166ZM188 166V165H187ZM206 166V165H205ZM229 166V165H228ZM130 167H132V166H130ZM207 167V166H206ZM223 167V166H222ZM250 167V166H249ZM257 167V166H256ZM255 167V168H256ZM127 168V167H126ZM167 168V167H166ZM200 168V167H199ZM208 168V167H207ZM226 167H224V169H225ZM230 168V167H229ZM251 168V167H250ZM253 168H254V166H253ZM143 169V168H142ZM169 169V168H168ZM259 169V168H258ZM258 169H256L255 171H258ZM12 170V169H11ZM125 170V169H124ZM157 170V169H156ZM181 170V169H180ZM196 170V169H195ZM203 170V169H202ZM205 170V169H204ZM233 170V169H232ZM250 170V169H249ZM167 171V170H166ZM169 171V170H168ZM172 171V170H171ZM190 171V170H189ZM228 171V170H227ZM237 171V170H236ZM262 171V170H261ZM192 172V171H191ZM199 172V171H198ZM223 172V171H222ZM263 172V171H262ZM155 173V172H154ZM200 173V172H199ZM208 173V172H207ZM217 173V172H216ZM247 173V172H246ZM101 174V173H100ZM185 174V173H184ZM190 175V174H189ZM210 175V174H209ZM235 175H237V174H235ZM137 176V175H136ZM135 176V177H136ZM143 176V175H142ZM151 176V175H150ZM153 176V175H152ZM158 176V175H157ZM156 176V177H157ZM201 176H203V175H201ZM200 176V177H201ZM221 176H223V175H221ZM233 176V175H232ZM232 176H227V177H229L228 178V181H227V178L225 179V183H226V185L228 184L229 186H228V190H229V193H228V195H229V197L231 198V197H233V196H230V194L232 193L233 195H234V198H236L237 196L235 195V193L234 192H236V193H238L237 191H238V189L236 188V185H237V183L240 181L239 179H238V177L235 179V178H233ZM208 177V176H207ZM219 176H216V178H218ZM240 177V176H239ZM263 177V176H262ZM183 178V177H182ZM203 178V177H202ZM206 178V177H205ZM204 178V179H205ZM251 178V177H250ZM135 179V178H134ZM157 179V178H156ZM155 179V180H156ZM208 179V178H207ZM214 179V178H213ZM220 179V178H219ZM139 180V179H138ZM166 181H168V180H166ZM178 181V180H177ZM216 181H218L217 179H216ZM222 181L224 182V179H222ZM238 181V182H237ZM249 181H251V180H249ZM165 182V181H164ZM163 181H162V184L164 183ZM169 182V181H168ZM196 182V181H195ZM220 182H221V180H220ZM228 182V183H227ZM88 183H90V182H88ZM91 183H93L92 181H91ZM143 183V182H142ZM156 183V182H155ZM173 183V182H172ZM171 183V184H172ZM166 184V183H165ZM192 184V183H191ZM239 185H240V183H238ZM151 185H153V184H151ZM156 185V184H155ZM160 185H161V182H160ZM170 185V184H169ZM184 185V183H183V181H178L177 182V184H173L172 186H170V187H172V189H174L173 191H177V190H179L181 187L180 186H183ZM222 185V184H221ZM225 184H223L222 186H224ZM225 185V186H226ZM11 186V185H10ZM148 186V185H147ZM146 186V187H147ZM154 186V185H153ZM157 186H159V185H157ZM163 186V185H162ZM198 186V185H197ZM18 187V186H17ZM91 187V186H90ZM160 188H161V186H159ZM166 187V186H165ZM192 187V186H191ZM221 187V186H220ZM227 187V186H226ZM239 187V186H238ZM101 188V187H100ZM135 188V187H134ZM138 188V187H137ZM141 188V187H140ZM157 188V187H156ZM155 188V189H156ZM167 188H168V186H167ZM166 188V189H167ZM185 188V187H184ZM183 188V189H184ZM196 188V187H195ZM216 188L218 189V185L216 186ZM91 189V188H90ZM93 189V188H92ZM142 189H144V190H142V191H138V192H135V191H133V192H130V194L128 193V195H127V197L126 198H128V201H130V204H132V203H134L137 199L139 200V198L141 197V195L143 194V193H146L144 196L147 198V197H149L151 194H153L154 195V193H152L151 192V190L149 191L148 190V188L147 189H145V188H142ZM153 189V188H152ZM162 189V188H161ZM182 189V188H181ZM180 189V190H181ZM210 189H212V188H210ZM227 189H224V191L225 190H227ZM3 190V189H2ZM104 190V189H103ZM112 190V189H111ZM131 190V189H130ZM157 190H159V189H157ZM163 190V189H162ZM215 190V189H214ZM221 190V189H220ZM223 190V189H222ZM221 190V191H222ZM65 191V190H64ZM72 191V190H71ZM117 191V190H116ZM126 191V190H125ZM132 191V190H131ZM170 191V190H169ZM185 192V191H187V190H182V192ZM189 191V190H188ZM195 191H196V189H195ZM210 191V190H209ZM208 191V192H209ZM216 191V190H215ZM220 191V192H221ZM231 191V192H230ZM104 192V191H103ZM181 192V193H182ZM211 192V191H210ZM217 192H219V191H217ZM124 193V192H123ZM122 193V194H123ZM142 193V194H141ZM180 193V194H181ZM190 194L192 193V192H189ZM222 193V192H221ZM118 194V193H117ZM126 194V193H125ZM159 195H160V193H158ZM165 194V193H164ZM167 194L168 193H166V196H167ZM223 194V193H222ZM224 194H226V193H224ZM223 194V195H224ZM119 195V194H118ZM173 195H175V194H173ZM179 195V194H178ZM189 195V194H188ZM194 195V194H193ZM200 195V194H199ZM76 196V195H75ZM100 196V195H99ZM111 196V195H110ZM113 196V195H112ZM144 196L142 197V198H144ZM172 196V195H171ZM192 196V195H191ZM252 196V195H251ZM250 196V197H251ZM254 196V195H253ZM256 196V195H255ZM73 197V196H72ZM105 197V196H104ZM151 197H152V195H151ZM155 197H157V196H155ZM183 197V196H182ZM186 197V196H185ZM197 197V196H196ZM240 197V196H239ZM256 197H258V196H256ZM68 198H70V197H68ZM107 198V197H106ZM123 198V197H122ZM145 198V199H146ZM162 198V197H161ZM172 198V197H171ZM201 198V197H200ZM195 199L194 198V200L192 201V202H190L189 204H186L185 202H183V204L182 205H184L185 204V208H188V209H191V212L189 213H185L186 215H184V216H175L176 215V212H178V213H180V214H183L182 212L184 211V209H181V208H179V205H177V204H174V203H171V202H167V201H155V203L153 202L152 204H150V206L151 207H149V209L148 210H145L146 211V214H145V211H144V213H142L141 215H133V216H131V219L130 220H128L127 221V218L125 219V221H123V220H121V221H114V220H109V219H107L109 222L107 223L106 221L104 222V219H103V224H102V222H101V220L100 221H98V222H101V224H99L98 222H96L97 224H95V221H93V223H89L85 218H81V216L79 217L80 219H78L77 217V219H78V221H77V219H76V223L74 222V219H75V216H74V218H70V217H66V218H62V217H58V216H56L53 212L51 213H43L42 215H39V213H38V217H36L35 216V218L34 219H31L28 223H29V225H27V232L25 233V234H27V235H25V238H24V240H23V238L22 237H20V236H18L17 235V237L19 238L20 237V239L21 240H23V242L20 240V242H21V244L22 243H24V244H22L23 245V247H21V249L19 250V248H20V246H19V248L17 249L18 250V253H20V252H22V253H20V255H23V256H20L19 254V256L20 257H25V259L24 260H22L21 258H20V260L18 259V258H16V256L15 257H12V255L14 256V253H12V255L11 254H8V256H7V251H5V253L1 250V252H0V264H33L32 263V261H33V259H34V261L35 260H38V261H36V263L35 264H264V214H262V212L264 213V211H260L259 212V210H258V208L259 207H261V206H263L264 207V192L260 195V197L258 198V201H256V199L254 198V199H250V200H252L251 202V204H250V201H248L249 203L247 204V203H243V202H241V201H243V199L241 200V201H239V199L238 200H236V201H233L234 200V198H232L233 200L230 202V201H228V199L226 200V199H223V198H221L220 196H219V200H214L212 197H203V198H201V199ZM225 198H226V196H225ZM77 199V198H76ZM109 199V198H108ZM120 199V198H119ZM144 199V200H145ZM151 199V198H150ZM153 199V198H152ZM174 199V198H173ZM178 199H179V196H178ZM177 199V200H178ZM181 199H183V198H181ZM180 199V200H181ZM71 200V199H70ZM100 200V199H99ZM110 200V199H109ZM168 200H169V198H168ZM81 201V200H80ZM111 201V200H110ZM115 201V200H114ZM253 201H256V202H253ZM122 202H124V201H122ZM125 202H127V201H125ZM143 202V201H142ZM150 202V201H149ZM247 202V201H246ZM118 203V202H117ZM137 203V202H136ZM188 203V202H187ZM96 204V203H95ZM108 204V203H107ZM135 204V203H134ZM127 205V204H126ZM148 205V204H147ZM88 206V205H87ZM92 206V205H91ZM96 206V205H95ZM122 206V205H121ZM146 206V205H145ZM1 207V206H0ZM70 207V206H69ZM181 207V206H180ZM2 208H4V207H2ZM5 208H7V206L5 205ZM10 208V207H9ZM12 209H13V207H11ZM73 208V207H72ZM94 208H96V207H94ZM120 208V207H119ZM124 208V207H123ZM179 208V209H178ZM183 208V207H182ZM102 209V208H101ZM215 209H219V211L221 210L222 212V214H220V217H213V216H211L209 213L212 211V210H215ZM2 210V209H1ZM0 210V211H1ZM8 211L9 209L7 208V209H5V210H3V211ZM19 210V209H18ZM98 210V209H97ZM123 210V209H122ZM144 210V209H143ZM6 211V212H7ZM11 211V210H10ZM21 211V210H20ZM20 211H18V212H20ZM6 212H4V214L6 213ZM23 212V211H22ZM21 212V213H22ZM76 212V211H75ZM120 212H121V210H120ZM2 214H3V212H1ZM14 213V212H13ZM130 213H132V211L130 212ZM9 214V213H8ZM17 214V213H16ZM20 214V213H19ZM57 214V213H56ZM59 214V213H58ZM71 214V213H70ZM11 215H12V212H11ZM23 215V214H22ZM28 215V214H27ZM116 215V214H115ZM219 214H217V216H218ZM5 216H7L6 214H5ZM15 216V215H14ZM16 216H18V214L16 215ZM21 216V215H20ZM23 216H25V215H23ZM31 216V215H30ZM61 216V215H60ZM67 216V215H66ZM72 216V215H71ZM102 216V215H101ZM29 217V216H28ZM32 217V216H31ZM65 217V216H64ZM2 218H4V217H1L0 219H2ZM10 218V217H9ZM9 218H7V219H9ZM19 218V217H18ZM22 218V217H21ZM62 218V219H61ZM92 218V217H91ZM110 218V217H109ZM113 218V217H112ZM15 219H17V218H15ZM12 220V219H11ZM2 221V220H1ZM0 221V222H1ZM7 221V220H6ZM17 221V220H16ZM15 221V222H16ZM25 221H26V219H25ZM27 221H28V218H27ZM80 221V222H79ZM87 221V222H86ZM90 222H92V221H90ZM5 223V222H4ZM19 223V222H18ZM106 225H105V224ZM8 224H9V222H8ZM23 224V223H22ZM14 225V224H13ZM18 225V224H17ZM25 225V226H26ZM21 226V225H20ZM19 226V227H20ZM6 227V226H5ZM23 228V227H22ZM24 229H26V228H24ZM31 230V234L30 235H28L30 232V230ZM11 230V229H10ZM16 230V229H15ZM20 230V229H19ZM5 231V230H4ZM2 232V231H1ZM10 232V231H9ZM33 232V233H32ZM6 233V232H5ZM24 233V232H23ZM17 234V233H16ZM19 234V233H18ZM21 234H22V232H21ZM9 235V234H8ZM13 236V235H12ZM23 236V235H22ZM6 237H7V235H6ZM10 237V236H9ZM2 238V237H1ZM16 238V237H15ZM17 239V238H16ZM15 240V239H14ZM18 240V239H17ZM5 241V240H4ZM12 242V241H11ZM19 242V241H18ZM1 243V242H0ZM10 243V242H9ZM13 243V242H12ZM11 243V244H12ZM20 244V243H19ZM18 244V245H19ZM20 244V245H21ZM7 245V244H6ZM3 246V245H2ZM6 247V246H5ZM12 247H13V245H12ZM16 248V247H15ZM0 249H2L1 247H0ZM25 249H27V250H25ZM17 250L15 251L14 250V252H17ZM24 250L26 251V254H25V252H24ZM41 252L40 253V255H38V256H35V258H37V259H35V258H33L34 256H32V261H31V256H24V254L25 255H27V253H28V251L31 253V251H33V254H34V252L36 251V253L38 252ZM9 251V250H8ZM24 252V253H23ZM9 253H11V250H10V252ZM29 253V254H30ZM17 254V253H16ZM32 254V253H31ZM32 254V255H33ZM9 255L11 256V257H9ZM35 255H37V254H35ZM19 256H17V257H19ZM30 258V259H29Z\"/></svg>",
  "mask_w": 264,
  "mask_h": 264
}]
</instances>
